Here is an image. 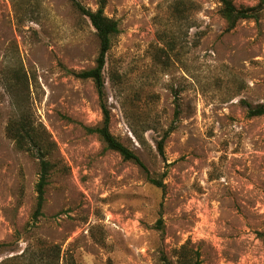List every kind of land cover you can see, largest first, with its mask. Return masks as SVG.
<instances>
[{
	"label": "rangeland",
	"instance_id": "obj_1",
	"mask_svg": "<svg viewBox=\"0 0 264 264\" xmlns=\"http://www.w3.org/2000/svg\"><path fill=\"white\" fill-rule=\"evenodd\" d=\"M219 10L105 0L119 29L102 71L109 130L162 191L86 131L102 121L92 81L73 74L95 65L88 19L69 0H0V264H177L182 247L200 264H264V116L246 107L264 104V8L231 31ZM21 115L55 146L36 221L38 159L6 132Z\"/></svg>",
	"mask_w": 264,
	"mask_h": 264
},
{
	"label": "trees",
	"instance_id": "obj_2",
	"mask_svg": "<svg viewBox=\"0 0 264 264\" xmlns=\"http://www.w3.org/2000/svg\"><path fill=\"white\" fill-rule=\"evenodd\" d=\"M76 11L83 17H86L90 25L95 30L98 40L99 50L95 59V65L92 69L83 70L73 73L76 78L81 80L92 81L97 93L98 105L101 111L102 121L98 127L86 128L88 133H95L108 151L117 153L125 162H131L137 166L145 175L146 180L155 188L164 189V184L161 179L154 178L150 175L149 171L139 159V157L128 147L118 141L109 130L110 125V111L107 107L105 98V83L102 77V71L105 64V57L111 46V39L119 32L118 23L105 16V0H99L96 10L92 11L85 8L79 0H69ZM220 4V16L225 21L226 31L233 30L237 23L244 20L256 21L259 12L264 8V0H257V4L253 7L242 8L235 7L231 0H218ZM247 117H260L264 116V104H259L254 107L247 105ZM177 115V112H175ZM177 117V116H175ZM22 115L19 119L12 121L8 124L6 132L7 135L15 142L19 149H25L30 154H35L39 164V179L36 184V206L32 219L41 216V210L44 203L45 187L48 182L49 175L54 169V164L49 160V157L54 150V143L48 139L44 129L33 128ZM171 129H166L161 132L158 140H156V149L158 155L164 157V143L171 133ZM132 134L140 145H144L143 138L132 130ZM34 156V157H35ZM161 221H158V225ZM184 247L176 252L175 257L177 264H200L198 260V253H194V259L188 258L185 253ZM160 264H171V262L161 255L159 258Z\"/></svg>",
	"mask_w": 264,
	"mask_h": 264
}]
</instances>
